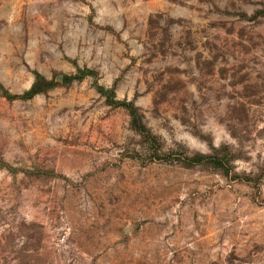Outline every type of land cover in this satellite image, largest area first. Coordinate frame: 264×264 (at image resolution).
<instances>
[{
    "label": "rangeland",
    "instance_id": "374dc122",
    "mask_svg": "<svg viewBox=\"0 0 264 264\" xmlns=\"http://www.w3.org/2000/svg\"><path fill=\"white\" fill-rule=\"evenodd\" d=\"M0 87V264H264V0H0Z\"/></svg>",
    "mask_w": 264,
    "mask_h": 264
},
{
    "label": "trees",
    "instance_id": "16d2710c",
    "mask_svg": "<svg viewBox=\"0 0 264 264\" xmlns=\"http://www.w3.org/2000/svg\"><path fill=\"white\" fill-rule=\"evenodd\" d=\"M94 77L95 73L84 69V70H78L76 74L74 75H65L62 77V83L64 85H69L72 84L74 82H80L83 79H85L86 77ZM56 86V83L54 80H47L44 77H42L40 74L35 73L34 74V82L31 85V87L29 88V90H27L26 92H24L22 95L19 96H9V98L13 99V100H29L32 99L33 97L42 94L44 92H46L47 90L53 88ZM1 88V87H0ZM96 91L98 92V94H100L101 96H104L106 98V103L109 106H113V107H121L124 108L128 111L130 119H131V124L134 127V129L138 132V133H143L145 132V127L141 122L140 116L138 115V113L136 112L135 108L133 107L132 104H130L129 102H120L116 99V95H115V88L111 87V88H105L103 86H96ZM160 160H164L163 158H159ZM190 164H201V163H207L210 164L214 167H222L220 161L213 157V156H206V155H202L199 154L195 157H193L192 159H188Z\"/></svg>",
    "mask_w": 264,
    "mask_h": 264
}]
</instances>
